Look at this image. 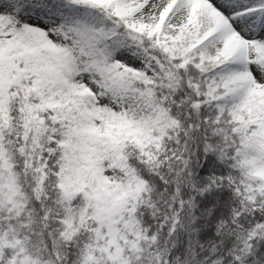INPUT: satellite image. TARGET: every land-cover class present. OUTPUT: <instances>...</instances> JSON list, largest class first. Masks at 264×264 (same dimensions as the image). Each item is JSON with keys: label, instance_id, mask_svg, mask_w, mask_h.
<instances>
[{"label": "snow or ice", "instance_id": "6c2138e0", "mask_svg": "<svg viewBox=\"0 0 264 264\" xmlns=\"http://www.w3.org/2000/svg\"><path fill=\"white\" fill-rule=\"evenodd\" d=\"M0 264H264V0H0Z\"/></svg>", "mask_w": 264, "mask_h": 264}]
</instances>
